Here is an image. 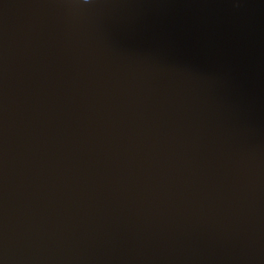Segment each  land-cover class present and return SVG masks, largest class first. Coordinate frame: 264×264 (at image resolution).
<instances>
[{
  "label": "water",
  "instance_id": "obj_1",
  "mask_svg": "<svg viewBox=\"0 0 264 264\" xmlns=\"http://www.w3.org/2000/svg\"><path fill=\"white\" fill-rule=\"evenodd\" d=\"M0 264H264V0H0Z\"/></svg>",
  "mask_w": 264,
  "mask_h": 264
},
{
  "label": "clouds",
  "instance_id": "obj_2",
  "mask_svg": "<svg viewBox=\"0 0 264 264\" xmlns=\"http://www.w3.org/2000/svg\"><path fill=\"white\" fill-rule=\"evenodd\" d=\"M91 2V0H82L83 4H89Z\"/></svg>",
  "mask_w": 264,
  "mask_h": 264
}]
</instances>
